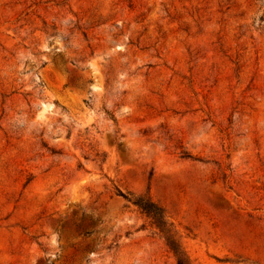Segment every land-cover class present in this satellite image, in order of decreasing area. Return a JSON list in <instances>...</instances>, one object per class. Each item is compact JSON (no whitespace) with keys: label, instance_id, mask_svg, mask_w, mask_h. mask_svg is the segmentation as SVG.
Here are the masks:
<instances>
[{"label":"rangeland","instance_id":"obj_1","mask_svg":"<svg viewBox=\"0 0 264 264\" xmlns=\"http://www.w3.org/2000/svg\"><path fill=\"white\" fill-rule=\"evenodd\" d=\"M264 264V0H0V264Z\"/></svg>","mask_w":264,"mask_h":264},{"label":"trees","instance_id":"obj_2","mask_svg":"<svg viewBox=\"0 0 264 264\" xmlns=\"http://www.w3.org/2000/svg\"><path fill=\"white\" fill-rule=\"evenodd\" d=\"M117 194L136 205L143 213L146 214L147 217L151 219L152 224L161 233L167 248L173 254L176 264H190L187 255L180 245L178 237L167 223L164 210L159 205L147 196L133 197L120 190L117 191Z\"/></svg>","mask_w":264,"mask_h":264}]
</instances>
